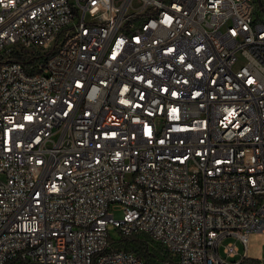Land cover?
<instances>
[{
	"label": "built area",
	"instance_id": "built-area-1",
	"mask_svg": "<svg viewBox=\"0 0 264 264\" xmlns=\"http://www.w3.org/2000/svg\"><path fill=\"white\" fill-rule=\"evenodd\" d=\"M256 13V0H0V264H150L122 246L133 237L159 246L151 264H254Z\"/></svg>",
	"mask_w": 264,
	"mask_h": 264
},
{
	"label": "rangeland",
	"instance_id": "rangeland-1",
	"mask_svg": "<svg viewBox=\"0 0 264 264\" xmlns=\"http://www.w3.org/2000/svg\"><path fill=\"white\" fill-rule=\"evenodd\" d=\"M257 3V13L256 16L259 19H264V0H256ZM112 212L115 214V218L121 219L123 216V212L119 206H114L111 208ZM109 233L111 237L114 239H121V235H119L118 230L113 226L109 227ZM233 241L236 242L240 249V257L245 252V247L242 243H240L235 238H227L223 244L221 245V251L225 244ZM152 245H155L153 242H150ZM247 254L250 258L251 262H255L254 264H264V232H252L249 235V242L247 248Z\"/></svg>",
	"mask_w": 264,
	"mask_h": 264
},
{
	"label": "trees",
	"instance_id": "trees-1",
	"mask_svg": "<svg viewBox=\"0 0 264 264\" xmlns=\"http://www.w3.org/2000/svg\"><path fill=\"white\" fill-rule=\"evenodd\" d=\"M257 19L264 20L259 19L258 17ZM122 246L128 250L136 252L139 256L146 258L150 264L154 262V258L158 257L160 254L159 246L152 245L150 242H147L140 237L125 238L122 240Z\"/></svg>",
	"mask_w": 264,
	"mask_h": 264
}]
</instances>
